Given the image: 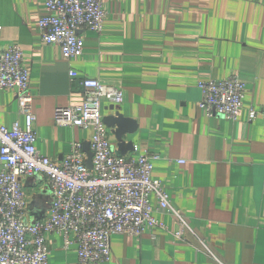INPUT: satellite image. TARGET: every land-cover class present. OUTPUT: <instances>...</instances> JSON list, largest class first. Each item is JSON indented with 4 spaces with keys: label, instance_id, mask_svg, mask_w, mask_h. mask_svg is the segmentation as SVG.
I'll use <instances>...</instances> for the list:
<instances>
[{
    "label": "crops",
    "instance_id": "crops-1",
    "mask_svg": "<svg viewBox=\"0 0 264 264\" xmlns=\"http://www.w3.org/2000/svg\"><path fill=\"white\" fill-rule=\"evenodd\" d=\"M105 6L102 31H82V55L66 59L59 44L42 40L45 0H0V47L18 44L30 71L37 148L62 158L74 141L91 139L92 128L55 122L57 107L83 102L80 78L118 87L124 101L105 103L104 117L120 112L136 129L121 151L109 127L112 144L123 155L155 156L152 177L187 216L185 240L173 234L176 218L160 211L167 230L113 235L111 259L101 264H217L210 252L227 263L264 264V122L249 117V108L264 105V0H106ZM233 74L247 87L238 119L208 117L198 82ZM17 119L25 126L16 92L0 90L1 123L10 127ZM34 182L25 181L28 189ZM47 245L49 264H80L76 247L65 249L61 236L48 234Z\"/></svg>",
    "mask_w": 264,
    "mask_h": 264
},
{
    "label": "built area",
    "instance_id": "built-area-1",
    "mask_svg": "<svg viewBox=\"0 0 264 264\" xmlns=\"http://www.w3.org/2000/svg\"><path fill=\"white\" fill-rule=\"evenodd\" d=\"M105 2L45 0L46 9L39 19L42 40L59 44L66 59L82 55L81 33L102 31L109 13ZM78 76L71 69L70 77ZM29 78L22 48L18 44L0 47V90L16 92L25 118V126L20 119L10 127L0 121V264H49L48 234L61 236L65 249L76 247L80 264L105 263L112 256L113 235L139 236L153 227L167 230L157 217L160 211L176 218L178 230L173 234L185 240L187 216L172 204L163 181L152 177L156 157L138 153L137 148L136 155H119L112 144L103 105L121 104L123 91L98 79L80 78L83 102L56 109V124L93 129L89 168L82 141H74L62 158L47 156L37 148ZM198 87L200 108L208 117L238 119L247 93L238 75L201 80ZM258 116L264 122V105L259 110L249 108L250 119ZM29 178L35 182L28 189L25 181ZM43 194L51 197L50 207L34 220L32 213L46 204L36 198ZM210 254L217 264H232Z\"/></svg>",
    "mask_w": 264,
    "mask_h": 264
},
{
    "label": "water",
    "instance_id": "water-1",
    "mask_svg": "<svg viewBox=\"0 0 264 264\" xmlns=\"http://www.w3.org/2000/svg\"><path fill=\"white\" fill-rule=\"evenodd\" d=\"M105 123L108 127L113 128V132L118 139V144L120 150L123 151L126 148L124 137L129 132H134L136 129V124L129 118H126L120 112H117L114 115H108L104 117ZM84 150L87 154L86 162L89 168H92V151L90 150L89 142L84 143ZM117 151V150H116ZM119 155H123L117 151ZM35 202H33L31 208L34 206ZM51 204V200L49 199L44 206L41 207V210L38 213H32L34 220H38L43 217L44 213L49 209Z\"/></svg>",
    "mask_w": 264,
    "mask_h": 264
}]
</instances>
